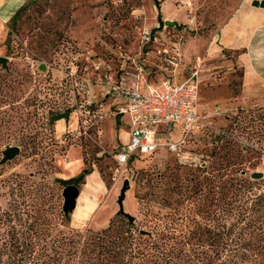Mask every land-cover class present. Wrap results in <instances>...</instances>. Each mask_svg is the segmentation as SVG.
Segmentation results:
<instances>
[{"label":"rangeland","instance_id":"rangeland-1","mask_svg":"<svg viewBox=\"0 0 264 264\" xmlns=\"http://www.w3.org/2000/svg\"><path fill=\"white\" fill-rule=\"evenodd\" d=\"M157 1L159 8L154 0H29L6 25L0 41V56L7 58V67L0 64V209L8 207L16 179L52 198L59 210L63 185L56 179L85 174L75 209L52 224L46 239L51 255L58 233L76 231L82 240L87 230L111 221L129 223L117 203L125 179L123 208L134 217L131 231L139 241L157 238L163 225L154 213L195 209L201 201L190 189L209 175L203 170L210 171L218 151L248 174L262 172L257 180L264 185V90L262 96L242 93L240 51L217 47L220 27L249 0ZM196 69L198 119L184 142L177 149L167 145L181 138L175 128L160 136L155 152L119 165L115 153L128 138L115 90L120 82L139 73L148 81L181 82ZM66 112L68 118L52 120ZM8 145L19 152L2 162Z\"/></svg>","mask_w":264,"mask_h":264},{"label":"trees","instance_id":"trees-1","mask_svg":"<svg viewBox=\"0 0 264 264\" xmlns=\"http://www.w3.org/2000/svg\"><path fill=\"white\" fill-rule=\"evenodd\" d=\"M157 18L160 26L159 14ZM237 129L242 132V126ZM227 154L215 153L210 171L203 170L209 175L191 187V195L201 201L195 209L187 213L172 207L167 214H153L163 225L156 239L139 241L131 231L133 223L111 221L100 230H87L82 240L76 231L58 233L54 255L46 239L52 224L64 218L62 206L56 210L52 198L14 179L13 197L0 209V264H134L135 256L139 264H264V185L231 165Z\"/></svg>","mask_w":264,"mask_h":264},{"label":"built area","instance_id":"built-area-1","mask_svg":"<svg viewBox=\"0 0 264 264\" xmlns=\"http://www.w3.org/2000/svg\"><path fill=\"white\" fill-rule=\"evenodd\" d=\"M253 1V0H250ZM196 71L181 82L162 79L150 83L142 73L129 82L122 80L116 92L122 99L119 113L127 116L125 143L115 160L125 166L134 154H150L161 145L160 136L179 128L181 138L167 145L177 149L198 119L199 85Z\"/></svg>","mask_w":264,"mask_h":264},{"label":"crops","instance_id":"crops-1","mask_svg":"<svg viewBox=\"0 0 264 264\" xmlns=\"http://www.w3.org/2000/svg\"><path fill=\"white\" fill-rule=\"evenodd\" d=\"M29 0H0V41L7 23ZM241 3L232 16L220 27L217 47L239 50L237 61L241 68L242 93L264 90V8L254 7L251 1ZM159 81V80H158ZM158 81L150 80V83ZM262 101V98L260 97Z\"/></svg>","mask_w":264,"mask_h":264},{"label":"water","instance_id":"water-1","mask_svg":"<svg viewBox=\"0 0 264 264\" xmlns=\"http://www.w3.org/2000/svg\"><path fill=\"white\" fill-rule=\"evenodd\" d=\"M251 5L254 7L264 8V0H253L251 1ZM166 23H170V21H166ZM0 64L3 67H7V58L4 56H0ZM39 68L43 69L44 65H40ZM69 113H60L57 116H54L52 120L58 119V118H68ZM19 152L18 146H6V148L3 151V157L1 159L2 162H6L7 160L13 158L17 153ZM84 172H80L70 178L67 179H61L57 178L56 181L59 182L61 185H63V189L61 192V195L63 197V203H62V211L64 215H67L68 213L72 212L77 203V198L79 196V188L78 183L83 179ZM263 176L262 172L254 171L251 173V177L254 179H259ZM129 188L128 180L125 179L123 181L122 187L120 189V194L117 199L118 203V213L125 215L129 221V223H132L134 221V217L128 214L124 211L123 208V200L125 198V192ZM145 232L144 230H141V233Z\"/></svg>","mask_w":264,"mask_h":264}]
</instances>
